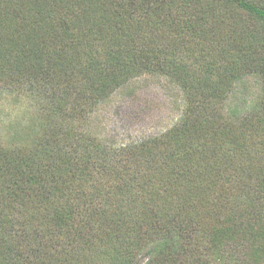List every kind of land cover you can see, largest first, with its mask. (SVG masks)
Segmentation results:
<instances>
[{"label":"trees","instance_id":"1","mask_svg":"<svg viewBox=\"0 0 264 264\" xmlns=\"http://www.w3.org/2000/svg\"><path fill=\"white\" fill-rule=\"evenodd\" d=\"M141 78L179 118L111 148ZM6 97L0 264H264V0H0Z\"/></svg>","mask_w":264,"mask_h":264},{"label":"rangeland","instance_id":"2","mask_svg":"<svg viewBox=\"0 0 264 264\" xmlns=\"http://www.w3.org/2000/svg\"><path fill=\"white\" fill-rule=\"evenodd\" d=\"M137 81L133 94L125 90L116 92L95 114L103 130L102 136L111 148L119 149L163 133L179 118L180 103L176 102L170 86L160 87L148 78ZM250 87L251 93L256 94L259 86L251 82ZM28 105L27 100L16 104L11 97L0 101L1 143L26 125L31 111Z\"/></svg>","mask_w":264,"mask_h":264}]
</instances>
